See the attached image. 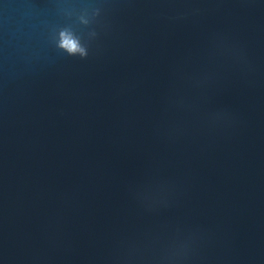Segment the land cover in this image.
I'll list each match as a JSON object with an SVG mask.
<instances>
[{
  "label": "water",
  "instance_id": "water-1",
  "mask_svg": "<svg viewBox=\"0 0 264 264\" xmlns=\"http://www.w3.org/2000/svg\"><path fill=\"white\" fill-rule=\"evenodd\" d=\"M0 264H264V0H0Z\"/></svg>",
  "mask_w": 264,
  "mask_h": 264
},
{
  "label": "clouds",
  "instance_id": "clouds-1",
  "mask_svg": "<svg viewBox=\"0 0 264 264\" xmlns=\"http://www.w3.org/2000/svg\"><path fill=\"white\" fill-rule=\"evenodd\" d=\"M61 46L66 48L67 51H69L70 53L80 52L82 55L84 54L83 50L79 47L78 43L73 40L64 39L61 43Z\"/></svg>",
  "mask_w": 264,
  "mask_h": 264
}]
</instances>
